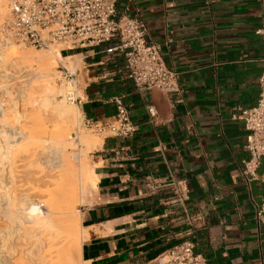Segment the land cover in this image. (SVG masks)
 Wrapping results in <instances>:
<instances>
[{
	"label": "crops",
	"instance_id": "obj_1",
	"mask_svg": "<svg viewBox=\"0 0 264 264\" xmlns=\"http://www.w3.org/2000/svg\"><path fill=\"white\" fill-rule=\"evenodd\" d=\"M116 16L145 23L179 90L139 91L123 55L106 51L116 38L60 52L82 61L86 121L107 124L120 98L135 126L106 134L92 154L96 187L79 209L91 228L83 263L139 264L187 240L207 264H264V157L245 180L247 131L235 118L258 100L264 0H116Z\"/></svg>",
	"mask_w": 264,
	"mask_h": 264
},
{
	"label": "bare ground",
	"instance_id": "obj_2",
	"mask_svg": "<svg viewBox=\"0 0 264 264\" xmlns=\"http://www.w3.org/2000/svg\"><path fill=\"white\" fill-rule=\"evenodd\" d=\"M7 10L5 1L0 0V21ZM3 46L0 264H75L72 249L81 259V244L91 229L82 226L77 205L90 202L89 191L97 181L96 164L86 160L85 151L99 147L102 138L84 137L78 127L80 108L66 98V87H56L52 60L59 56L55 46L46 51L22 49L12 42ZM7 49L17 54L8 59L13 73L4 59ZM75 65L64 66L77 68ZM31 73L33 80L28 81ZM9 255L17 259L11 260Z\"/></svg>",
	"mask_w": 264,
	"mask_h": 264
},
{
	"label": "built area",
	"instance_id": "obj_3",
	"mask_svg": "<svg viewBox=\"0 0 264 264\" xmlns=\"http://www.w3.org/2000/svg\"><path fill=\"white\" fill-rule=\"evenodd\" d=\"M3 31L6 37L23 45L39 49L59 46L60 52L95 46L116 38L117 44L106 51H117L123 55L126 76L139 91L158 88L173 93L179 90L178 73L166 65L160 47L147 40L145 23L134 17H117L116 0H10ZM58 72L59 80L66 87V98L79 102L75 90L79 69L61 66ZM258 83L257 103L235 115L247 131L244 148L249 156L241 168V174L247 181L256 178L264 157V59ZM115 102L117 112L107 124L86 122L97 132L127 136L135 126L121 99L115 98ZM147 111L154 115L152 105L147 106ZM257 218L264 227V205L257 211ZM139 264L207 262L194 251L193 243L186 240Z\"/></svg>",
	"mask_w": 264,
	"mask_h": 264
},
{
	"label": "rangeland",
	"instance_id": "obj_4",
	"mask_svg": "<svg viewBox=\"0 0 264 264\" xmlns=\"http://www.w3.org/2000/svg\"><path fill=\"white\" fill-rule=\"evenodd\" d=\"M3 1V0H2ZM5 1V3H6V8L9 10V1L10 0H4ZM7 10V11H8ZM7 16H8V13H7ZM7 16H5L6 18H4V19H2L1 21H0V45L1 46H6V45H8V43H10V42H12V43H14V46H18V47H21L22 49H34L35 51H46V50H48L47 48H43V49H39V48H34V47H31V46H29V45H23V44H21V43H18L17 41H15V40H11V38H8V37H6L5 35H4V31H3V25H4V22H5V20L7 19ZM9 39V40H8ZM11 40V41H10ZM2 43V44H1ZM3 46V47H4ZM53 48V47H52ZM59 46H55V48H53V49H56V51H57V53H58V56H59V58H55V59H53L52 60V62H53V72H54V80H55V85H56V87L57 88H61V87H63L64 86V88H65V85H63V83L59 80V76H58V74H59V70H60V68H61V66H64L65 64H71V62L72 63H75L76 65V67L78 68V69H82V61H81V59L79 58V57H63V56H61L60 55V53H59ZM17 56V54L15 53V52H12L11 51V49H7L6 50V54H5V57H4V59H5V61H7L6 63H8V62H11L10 60H8V59H13V58H15ZM56 61V62H55ZM5 63V62H4ZM8 66L10 65V63H8L7 64ZM11 66V65H10ZM9 66V67H10ZM8 67V71H11L12 70V73H13V68H9ZM57 74V75H56ZM13 76H14V74H13ZM16 76V75H15ZM31 76V77H30ZM33 78V74L31 73L29 76H28V81H30L31 79ZM33 80V79H32ZM87 83V79L85 78V76H84V74L83 73H80L79 75H78V77H77V79H76V86H75V90H76V95H78V96H81L82 95V93H81V90L79 91V89H80V87H83V86H85V84ZM31 84H33L32 82H31ZM61 86V87H60ZM79 92V93H78ZM78 93V94H77ZM56 97L59 99V98H61V95L60 94H56ZM74 104L75 105H77V103L76 102H74ZM79 124H78V127H79V130L82 132L83 131V133H84V137L86 138H89V137H91V136H98V137H100V138H103L107 133H100V132H97L93 127H91L89 124H87V122H86V120L84 119V116H82L80 119H79ZM78 147H80V145H78L77 144V148ZM99 147H96V148H90V149H86V160L89 162L90 161V163H93L94 162V160H93V158H92V154L94 153V151L96 150V149H98ZM37 157V156H36ZM43 159V158H42ZM42 159H41V161H42ZM42 165H44V161H42L41 162V166ZM45 168V170H44V168ZM42 168H43V170L44 171H47V168L45 167V165L44 166H42ZM43 170L40 172L39 171V173L41 174H43ZM5 172V171H4ZM38 174V173H37ZM17 179V178H16ZM18 179H20V178H18ZM17 179V180H18ZM17 182H19V181H17ZM41 181H39V182H37V183H40ZM18 184H20V182L18 183ZM94 190V189H93ZM93 190H90L89 191V199H90V194H91V192L93 191ZM82 205H77V208L78 209H80V207H81ZM76 251H75V249H72V256H73V262L75 263V264H83V261H81V259L79 258V256L75 253ZM16 257V258H15ZM17 259V256H15V255H9V259Z\"/></svg>",
	"mask_w": 264,
	"mask_h": 264
}]
</instances>
